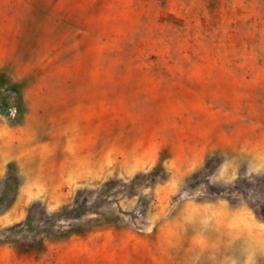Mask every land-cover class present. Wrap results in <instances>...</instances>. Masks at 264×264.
<instances>
[{
	"label": "rangeland",
	"instance_id": "rangeland-1",
	"mask_svg": "<svg viewBox=\"0 0 264 264\" xmlns=\"http://www.w3.org/2000/svg\"><path fill=\"white\" fill-rule=\"evenodd\" d=\"M5 237L0 264H264V0H0Z\"/></svg>",
	"mask_w": 264,
	"mask_h": 264
},
{
	"label": "trees",
	"instance_id": "trees-1",
	"mask_svg": "<svg viewBox=\"0 0 264 264\" xmlns=\"http://www.w3.org/2000/svg\"><path fill=\"white\" fill-rule=\"evenodd\" d=\"M15 183L14 181L12 180H9L6 182V185L8 187V185H11L13 186ZM15 186V185H14ZM4 198V197H3ZM38 202L39 201H35L27 210V217L25 219V224L30 227V228H37L39 232L43 233V232H48L49 230V217H47L45 215V213L43 214H39V211L37 210V207H38ZM86 207V206H85ZM84 207V208H85ZM82 209L80 210L78 213L75 214V218L77 219L78 222L76 223H72V226H71V231L73 233H78V232H81L83 231L86 226L89 225L91 219H88L86 216V214L88 212H90L89 210L87 209ZM65 214H67L68 216L71 214V209H69V207H66L65 208V211H63ZM51 221V220H50ZM53 230V229H52ZM49 233V232H48ZM7 239V240H6ZM8 237L5 239H0V244H3L5 243L6 241H8ZM15 240V239H14ZM42 241L41 239H34L31 243L28 244V246L24 247L25 249H30V248H33L35 246H39L42 244Z\"/></svg>",
	"mask_w": 264,
	"mask_h": 264
}]
</instances>
